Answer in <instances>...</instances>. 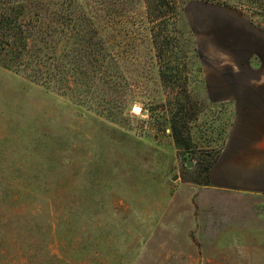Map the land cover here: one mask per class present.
Segmentation results:
<instances>
[{"label": "rangeland", "instance_id": "rangeland-1", "mask_svg": "<svg viewBox=\"0 0 264 264\" xmlns=\"http://www.w3.org/2000/svg\"><path fill=\"white\" fill-rule=\"evenodd\" d=\"M126 2L116 9L141 20L142 2ZM241 10L185 4L181 74L166 85L148 31L122 30L112 78L91 73L83 106L67 89L0 67V264H193L205 256L198 233L186 231L192 222L168 211L186 185L204 181L223 142L229 114L206 94L208 80L244 55L243 24L264 34V15ZM175 113L188 149L172 137Z\"/></svg>", "mask_w": 264, "mask_h": 264}, {"label": "trees", "instance_id": "trees-1", "mask_svg": "<svg viewBox=\"0 0 264 264\" xmlns=\"http://www.w3.org/2000/svg\"><path fill=\"white\" fill-rule=\"evenodd\" d=\"M123 1L125 5L127 0ZM140 1L144 15L138 21L125 9H116L120 0H0V67L48 90L56 86L67 89L71 99L83 106L81 87H87L91 73L106 83L112 78L109 64L115 58L114 43L129 26L148 31L166 85L181 74L180 42L186 41L180 16L185 4L200 1L241 13L246 7L264 15V0ZM193 53L197 55V50ZM69 82L74 84L72 88ZM170 123L176 146L188 149L177 113L171 115Z\"/></svg>", "mask_w": 264, "mask_h": 264}, {"label": "crops", "instance_id": "crops-1", "mask_svg": "<svg viewBox=\"0 0 264 264\" xmlns=\"http://www.w3.org/2000/svg\"><path fill=\"white\" fill-rule=\"evenodd\" d=\"M243 25L244 55L232 56L225 75L206 86L229 114L223 142L206 182L186 185L168 211L186 215V231L198 233L205 256L193 264H264V34Z\"/></svg>", "mask_w": 264, "mask_h": 264}, {"label": "water", "instance_id": "water-1", "mask_svg": "<svg viewBox=\"0 0 264 264\" xmlns=\"http://www.w3.org/2000/svg\"><path fill=\"white\" fill-rule=\"evenodd\" d=\"M137 106H133V110L136 108ZM140 114H145V111L144 110H139ZM191 165V162L190 160L187 161V166H190ZM176 178V175L172 176L171 179L174 180Z\"/></svg>", "mask_w": 264, "mask_h": 264}, {"label": "bare ground", "instance_id": "bare-ground-1", "mask_svg": "<svg viewBox=\"0 0 264 264\" xmlns=\"http://www.w3.org/2000/svg\"><path fill=\"white\" fill-rule=\"evenodd\" d=\"M135 109H136V111H139L140 110V107H136Z\"/></svg>", "mask_w": 264, "mask_h": 264}]
</instances>
